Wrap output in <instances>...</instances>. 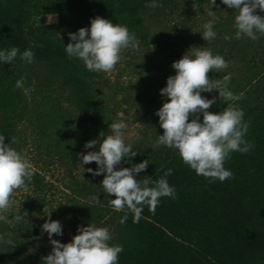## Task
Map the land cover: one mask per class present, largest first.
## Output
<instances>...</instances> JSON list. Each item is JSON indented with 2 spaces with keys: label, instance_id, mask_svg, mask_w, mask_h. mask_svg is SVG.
I'll return each instance as SVG.
<instances>
[{
  "label": "trees",
  "instance_id": "1",
  "mask_svg": "<svg viewBox=\"0 0 264 264\" xmlns=\"http://www.w3.org/2000/svg\"><path fill=\"white\" fill-rule=\"evenodd\" d=\"M151 1L0 0V51L15 46L22 53L30 48L35 59L61 77L86 124L90 128H100V112L91 97V72L84 63L67 55L63 45L54 37V24L45 23L43 18L53 15L57 24L74 33L85 24L88 14L93 13L96 17L126 26L135 37L142 38L140 13ZM194 1L201 4L211 0ZM237 52L233 44L227 50L230 56ZM21 62L19 53L12 64L0 62V79L4 77L10 81L14 78ZM248 63L256 78L253 81L245 78L244 83L239 84L231 77L228 84L235 95L242 94L241 99L229 103L243 110V120L249 123L245 140L253 145L248 153L232 152L225 161V168L234 174V178L213 182L197 175L182 161L178 150L163 145L133 148L137 155L123 159L116 166L117 170L130 168L132 164L147 159L148 167L136 178L141 184L149 180V187H154V181L170 168L172 174L167 180L176 193L175 199L161 197L155 213L144 206L138 223L133 222L134 214L127 209L116 211L114 235L108 243L123 246L117 264L264 263V56L257 60L251 56ZM210 72V79H219L215 76L217 70ZM201 95L207 99L217 97L216 103L208 109L210 112H220L227 106V102L219 100L218 90L201 92ZM2 99L0 94V101ZM161 107L162 104L157 103L150 111L151 124L158 129L156 112ZM199 116L202 122L203 114ZM193 118L190 115L189 121ZM160 132H163L162 128ZM90 168L96 170L98 165ZM104 175H93L96 180L87 191L93 197L97 196L99 202L92 197L84 210L72 208L71 218L77 219L84 213L99 217L102 211L112 209L109 200L115 197L104 191L101 183ZM27 182L38 191L44 189L37 172ZM125 212L128 219L121 224L119 221ZM9 240L11 244L4 242L7 250L3 254L0 251V264L38 263L39 251L30 234L20 231L18 239L12 236Z\"/></svg>",
  "mask_w": 264,
  "mask_h": 264
},
{
  "label": "rangeland",
  "instance_id": "2",
  "mask_svg": "<svg viewBox=\"0 0 264 264\" xmlns=\"http://www.w3.org/2000/svg\"><path fill=\"white\" fill-rule=\"evenodd\" d=\"M156 2L163 6L147 7L140 13L143 37H135L138 48L123 50L112 72L90 71L91 97L100 112V128H90L86 124L83 114L72 102L69 88L41 61L33 58L32 63H27L22 60L14 78L8 81L1 77L0 135H4L6 142L30 162L44 184L43 191H38L26 181L14 192L11 197L13 207L5 215L12 219L14 214H19L22 220L13 224L0 221L1 254L7 250L4 242L12 236L18 239L19 232L23 231L35 240L39 251L37 264H42V258L51 253L53 247L47 233L41 231L49 217L62 225L63 235L52 236L61 243L71 242L78 234V226L89 223L106 227L110 236L114 235L117 213L112 207L102 211L99 217L90 213H82L83 216L77 219L70 217L72 208L84 210L93 197L87 191L96 179L87 169L96 162L83 164L81 154L99 151V144L92 148H85V144L94 139L102 140L101 132L110 134L109 125L118 119V112H124L126 143L131 144L132 149L154 147L163 132H160V126L158 129L151 124L150 111L157 103L167 101L160 90L166 86L167 78L176 74L173 62L191 51V47L208 48L213 55L225 59L229 66L215 73L219 79L230 74L242 84L245 78L251 81L256 78L248 62L251 56L255 60L264 56V36L258 40L247 36L236 39L235 9L228 8L222 0L216 1L215 5L211 1L198 4L194 0ZM209 11L215 12L219 19L214 24L215 39L207 42L201 33L203 25L211 19ZM256 14L264 16L259 9ZM95 17L93 13L88 14L81 27L90 28ZM43 21L54 24V37L64 48L73 42L69 32L56 23L55 16L46 15ZM225 35L231 39H224ZM232 44L238 52L230 56L227 50ZM22 77H26L24 87L32 89L27 96L23 89L15 87ZM12 137L16 138L15 143H12Z\"/></svg>",
  "mask_w": 264,
  "mask_h": 264
},
{
  "label": "clouds",
  "instance_id": "3",
  "mask_svg": "<svg viewBox=\"0 0 264 264\" xmlns=\"http://www.w3.org/2000/svg\"><path fill=\"white\" fill-rule=\"evenodd\" d=\"M230 9H235V38L247 36L258 40L264 36V16L256 14V9L264 12V0H222ZM215 5L216 0H211ZM149 8L162 7V4L153 0L145 5ZM211 19L203 25L202 37L210 42L217 33L214 24L218 21L215 12L209 11ZM259 33V35H257ZM70 40L65 45L69 57L82 60L87 70L92 72L109 73L121 59V53L128 48H138L134 33H130L124 25L113 23L100 16L91 20L90 28L81 27L77 32L69 33ZM224 39L231 37L225 35ZM182 58L174 61L172 67L176 70L174 76L167 78L166 86L160 90L167 101L157 110L160 127L163 135H159L155 146H166L176 149L182 161L195 170L197 175L209 178L211 181L221 182L234 178V174L225 168V161L232 152L248 153L253 145L245 140L249 123L243 120V110L235 104L229 103L242 98L229 90L228 84L231 75L222 79H210L208 73L213 69L220 71L228 68V63L220 55H213L208 48L191 47ZM18 53L20 59L32 63L34 52L29 48L20 53L18 47L0 51V62L12 64ZM26 77L16 81L15 87L24 90L27 96L32 91L25 88ZM218 90V98L227 102V106L220 112H210L208 109L216 103L217 97L207 99L201 92ZM203 114L202 122L199 114ZM194 118L189 121V116ZM124 112H118V119L109 125L110 134L100 133V139L86 142L85 148H92L99 144V151H90L81 154L83 164L96 162L98 168L87 169L93 175L105 173L102 180L104 191L114 199L109 205L116 211L127 209L133 213V222L138 223L142 216L143 207L155 213L161 197L176 198L175 189L168 183L167 177L172 169H167L164 175L154 181V187H149V180L143 184L137 180V174L145 170L149 163L147 159L129 167L117 170V165L128 157H134L132 145L126 143L124 129ZM137 139L141 137L137 136ZM12 143L16 138L12 137ZM34 169L30 162L16 149L5 143V136L0 135V221L8 224L20 222L22 216L14 214L7 219L5 214L11 212L14 192L25 185L26 180L31 181ZM93 199L98 203L99 198ZM128 219L127 212L120 219L124 224ZM51 243L52 251L42 258V264H117L118 256L123 251L119 244L110 245V231L106 227H97L89 223L87 226H78L76 235L71 242L61 243L52 239L53 234L63 235L62 225L58 220L49 219L41 226ZM11 244V240L8 241Z\"/></svg>",
  "mask_w": 264,
  "mask_h": 264
}]
</instances>
